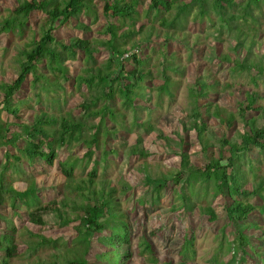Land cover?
I'll return each instance as SVG.
<instances>
[{
    "label": "trees",
    "instance_id": "trees-1",
    "mask_svg": "<svg viewBox=\"0 0 264 264\" xmlns=\"http://www.w3.org/2000/svg\"><path fill=\"white\" fill-rule=\"evenodd\" d=\"M14 1V7L9 8L5 0H0V37H6L5 51L13 40L19 43L25 40L27 44L13 47L17 56L14 61L17 76L9 78V82L0 78V150L7 149L0 164V264H16L17 261L22 264H133L135 254L148 255L146 264H195L192 214L197 210L208 222L217 221L219 217L210 207L212 200L209 198L219 197L222 199L221 216L234 230V239L225 245L219 242L213 263H220L224 247L232 254L233 264H264V233H260L261 227L254 220L256 207L248 202L252 198L264 207V169L258 173V169L250 168L248 172L253 183H249L243 170L246 164L251 167L253 154L264 157V108L258 106L264 96L258 91H245L236 100V114H233L209 94L237 85H220L198 64L187 91L190 107L179 119L180 132L173 133L176 140L155 130L164 152L177 160L176 169L158 178L152 176L145 164L134 169L142 176L139 187H152L156 200L169 184L179 188L176 197L179 204L171 212L180 209L186 232L179 248V260L175 263L158 258L153 242L155 232L135 236L132 220L123 211L120 199L113 196L110 183L97 180L108 153L115 156L118 152L116 149L108 152V141L120 133L135 136L127 157L143 161L152 156L145 151L139 133L148 124L135 117L128 124L120 114V108L134 112L142 107L151 110L150 101L140 100L145 97L139 91L155 79L152 75L157 69L161 81L154 89L146 91L155 92L159 100L160 96L172 98L176 83L168 71L181 76L186 71L183 65L176 63L180 53L171 51L169 45L176 43L184 47L187 57L196 54L195 47L185 42L187 25L194 12L200 19L213 14L216 22L210 36L214 42L231 46V53H218L217 43H213L209 51L211 57L206 59L231 67L234 79L244 76L248 84L257 86L255 79L264 77V52L255 50L258 41L264 40V14L261 18L256 12L264 5V0H148L144 15L147 23L139 29H136L140 20L137 9L142 6L141 0ZM99 16L104 19L97 31L100 41L55 36V32L69 27L87 33L98 23ZM150 18L153 21H149ZM82 19H87L88 23ZM239 21H243L242 26ZM144 27H148L146 37L142 35ZM120 29L122 32L118 34ZM240 36L250 38V45L247 46L245 37ZM158 40L162 42L157 51L160 64L157 67L150 65L148 69L140 49L152 42L159 43ZM103 50L108 57L99 61L97 56ZM124 55H128L126 59ZM1 64L2 76L7 73ZM71 64L76 65L72 67V77L68 76L66 68ZM72 82L82 100L81 115L75 119L69 112H58L57 118L46 117L40 108L41 94L46 90L52 92L64 107L72 97ZM27 86L33 93V105L38 112L28 124L10 123L8 117L15 122L21 120V112L13 99L27 110L32 108L17 97ZM241 86L246 85L243 83L239 88ZM210 119L214 126L209 124ZM237 120L244 131L236 133L231 140ZM118 122H121L120 128L127 127V130L115 131L113 127ZM12 127L17 130L11 131ZM214 127L222 129L220 138ZM190 134L199 147L200 165L191 162L186 150ZM213 141L218 143L217 146ZM13 148L22 152L21 156L31 170L38 163H41L40 168H52L55 162L58 163V173L64 183L56 184L61 188L57 189L54 200L41 202L36 181L32 178L22 189L13 184L14 176L10 170L20 172L17 166H21L20 157L12 155ZM71 150L75 151L76 159L58 158L60 153ZM76 167L80 170L78 179ZM117 183L123 195L132 191L122 175ZM22 207L27 209L24 213H21ZM21 220L43 228L62 229L74 224L71 227L74 238H47L28 226L19 227ZM249 231L254 232L257 243L251 241L252 235H245Z\"/></svg>",
    "mask_w": 264,
    "mask_h": 264
},
{
    "label": "rangeland",
    "instance_id": "rangeland-1",
    "mask_svg": "<svg viewBox=\"0 0 264 264\" xmlns=\"http://www.w3.org/2000/svg\"><path fill=\"white\" fill-rule=\"evenodd\" d=\"M6 5L9 8H13L15 5L14 0H5ZM245 1V0H236ZM142 6H140L137 10L139 12L140 20L136 25V29H139L140 26L146 25L147 21L145 20V12L147 11L148 0H141ZM261 18L264 14V5H261V8L256 12ZM38 16V14H37ZM39 18V17H38ZM37 18V19H38ZM42 21V18L39 19ZM84 23H88L87 19H82ZM149 21H153V19H149ZM216 22V17L213 14H209V17H203L200 19L197 12L193 13V18L189 20V24L187 25L185 42H188L189 45L195 47L197 51L194 55L187 57V51L184 50V47L177 45L176 43L170 44L169 49L171 51H178L180 53V57L176 60V63H180L184 66L185 75H175L174 73L168 71V75L173 78V82L176 83L174 86V91L172 93V98L160 96V100L157 95L154 93H149L147 89H154L160 80L159 69L153 73L152 77L154 80H151L146 85V89L142 87L139 91L140 95L144 96L145 99L141 98L140 100H149L151 103V110H147L146 108L137 110L136 112L131 109L120 108V114L124 116L127 120L128 124H131L132 117L142 123H147L148 126L145 127L143 131L139 130L140 136L143 138V145L145 151L152 154L146 160L140 161L137 158L127 157V152L129 146H132L135 143V136H126L122 133L118 134L117 137H114L112 140L108 141L107 150L108 152L111 149H116L117 154L111 155L110 153L107 161L105 163V167L101 166L102 171L99 172L98 181H106L110 183L111 188L114 190V197L119 198L122 204L123 211L127 212V215L132 220V230L136 237H140L143 234H148L150 232H155L153 237V242L156 249V254L161 260H171L175 263L178 261V252L180 245L182 243L183 235L186 232V227L184 226L185 219L180 212V209L176 212H171L174 210L179 202L177 201V194L179 193V188L174 187L172 184H169L165 191H161L159 193V198L154 199L153 188L152 187H139V180L141 179V173L136 172V169L139 166L145 164L147 169L151 170V174L153 177H161L162 174H166L172 172L177 167V160L167 155L164 151L163 143L159 141L156 137L155 130H160L165 136L176 140L173 133H179V119L183 118L185 111H187L190 107V102L188 98V88L192 78L191 76L196 73V69L198 68V64H200V69H206L209 73V77L213 80H217L220 85L223 84H236L237 86L234 88H227L223 92L210 93V97L218 102L222 107L226 108L228 111L236 114V100L240 99V96H243L245 91H258L262 96H264V77H257L256 83L257 86L253 87L251 84L247 83L245 77L235 78L233 77V70L229 66H225L224 64H220L216 60L208 61L206 59L207 56L211 57L209 51L212 49L210 45L214 42L212 36H210V32L214 30ZM263 22V20H262ZM104 23V19L99 16V21L96 25L90 28V31L85 33L81 30L70 28L67 30H59L55 32V36L59 39H67L71 37L85 38L90 39L91 41H100L101 37L98 36L97 31L100 29L99 25ZM85 25V24H84ZM157 25V23H155ZM239 25H243V21H239ZM87 26V25H86ZM264 26V25H263ZM144 32H142L143 36H147L148 27H144ZM122 30H118V34H120ZM245 37V44L250 45V38ZM257 37V36H256ZM257 40V38H256ZM160 41V40H158ZM6 37H0V62L2 63V67L4 68V72L7 74L0 75V78L5 79L9 82V78L16 77L18 70L17 65L14 61L17 59V56L14 54L13 47L18 45V47H22L27 44L25 40L23 42H10V46H8V50H4V46L6 43ZM259 44L256 45V52L262 53L264 52V40H259ZM162 45V42L154 43L148 45V47L142 48L141 54L146 57L145 60L147 64L146 68H150V65L160 64L159 56L157 55V51L159 47ZM141 47V46H140ZM231 46L226 43L220 44L217 43L216 50L218 53L220 52H229L231 53ZM108 57V54L103 50L100 55L97 56L99 61L105 60ZM203 61V62H202ZM74 64H71L69 67L66 66L68 71V76L72 77L71 71L73 70ZM76 65H74L75 67ZM1 73V71H0ZM201 74V73H200ZM205 71L202 72V76H204ZM156 77H158L156 79ZM71 80V79H70ZM7 83V82H6ZM243 83L246 86H241ZM72 97H69L68 103L66 106L62 107L60 101L53 97L52 92L46 90V94H41V110L44 111V115L48 118H57L58 112H69L74 116V118H78L81 115V111L79 110V106L82 103L81 98L79 97L78 92H76L72 86ZM70 86V84H68ZM69 88V87H68ZM29 90L30 92H28ZM51 93V94H50ZM231 93V94H230ZM33 93L27 86L22 90L21 93L18 94V99H24L26 104L31 106L32 108L27 110L25 107H21L17 100L13 99V103L17 109L21 112V120L20 122H15V120L11 118H7V121L10 123H24L28 124L33 121L34 115L38 112V108L33 105L34 98ZM217 97V98H216ZM258 106L264 108V101H260ZM255 115V114H253ZM4 118H6L4 116ZM237 125L232 128V132L230 135V139L235 138L236 133H242L244 131L242 124L237 120ZM121 122L115 124L113 127L115 131L124 132L127 130L126 128H120ZM209 124L214 126V121L210 119ZM150 127V128H149ZM215 129V127L213 128ZM17 130V128L12 127L11 131ZM215 134L218 138L222 136V129H218L216 127ZM182 137L184 135L182 134ZM124 143V145H122ZM215 146L218 143L213 141ZM163 147V148H162ZM186 150L190 156V160L192 163L196 165L201 164V160L199 159V147H197L193 135L190 134L188 136V142L186 144ZM7 149L0 150V164L2 163L4 153ZM10 151V150H9ZM12 155L19 156L21 161V166H17L20 169V172H13L10 170V174L13 175V184L19 188H25L27 181L29 179H34L37 184L38 196L40 197L41 202L46 203L54 200L57 197V189L61 187H57L61 183H64V180L58 173V163L55 162L52 168L42 166L40 168L41 163H38L34 169H29L27 160L21 156L22 152H20L17 148H13ZM80 152V149H78ZM227 156V154L225 155ZM67 157L77 158L74 150L66 151L64 153H60V160H65ZM79 157V156H78ZM251 167L248 164L244 165L243 170L245 171L249 183H253L251 179V175L248 171L250 168L258 169V173L264 169V157L258 156L256 153L250 157ZM257 163H260L258 165ZM129 164V165H127ZM101 165V164H100ZM1 166V165H0ZM24 167V169H23ZM129 167V168H127ZM100 168V167H99ZM80 170L79 167H76L75 177L78 179V174ZM46 174V176H44ZM47 175L49 177H47ZM120 175L123 176V179L127 181L128 185L132 188V191L127 192L126 194H122L121 186L118 184V180L120 179ZM46 177V178H45ZM57 184V185H56ZM247 188H250V185H247ZM210 207L214 210L215 214L219 219L213 223L208 222V220L199 215L197 210H194L192 214L190 224L192 226V235L194 236L195 242V264H214L213 256L218 253L219 242L223 245L226 243H230L233 239L234 230L230 225L227 224V221L221 216L220 206L222 204V199L216 198L212 199ZM251 205L256 207L255 212V223H258L261 227L260 233H264V207H262L260 201L253 200L252 198L248 201ZM27 209L22 207L21 213H24ZM19 227L28 226L31 231L39 232L45 235L47 238H63L68 237L70 239L74 238V232L71 227L67 228H52L51 226L46 227H36L30 225L25 222V220H21L18 222ZM245 235H252L251 241L253 243H257L255 234L252 231L245 233ZM264 237V234H263ZM264 249V246H263ZM262 250V249H260ZM95 253V252H94ZM222 254L219 258V264H233L232 254L228 253L226 248H222ZM136 260L133 264H146V259H148V255L143 254L139 256L137 254L134 255ZM256 260V258H254ZM144 261V263H143ZM252 262V261H251ZM16 264H22L17 261ZM132 264V263H131ZM148 264V263H147Z\"/></svg>",
    "mask_w": 264,
    "mask_h": 264
},
{
    "label": "built area",
    "instance_id": "built-area-1",
    "mask_svg": "<svg viewBox=\"0 0 264 264\" xmlns=\"http://www.w3.org/2000/svg\"><path fill=\"white\" fill-rule=\"evenodd\" d=\"M125 58L127 57V55L124 56Z\"/></svg>",
    "mask_w": 264,
    "mask_h": 264
},
{
    "label": "clouds",
    "instance_id": "clouds-1",
    "mask_svg": "<svg viewBox=\"0 0 264 264\" xmlns=\"http://www.w3.org/2000/svg\"><path fill=\"white\" fill-rule=\"evenodd\" d=\"M124 56H125V55H124ZM124 56H123V57H124ZM127 56H128V55H127ZM124 58H125V57H124ZM126 58H127V57H126ZM126 58H125V59H126Z\"/></svg>",
    "mask_w": 264,
    "mask_h": 264
}]
</instances>
